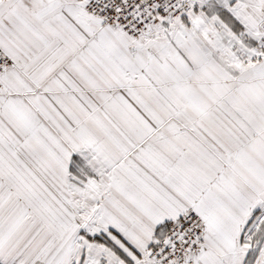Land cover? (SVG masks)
I'll return each instance as SVG.
<instances>
[{"label":"snow or ice","instance_id":"obj_1","mask_svg":"<svg viewBox=\"0 0 264 264\" xmlns=\"http://www.w3.org/2000/svg\"><path fill=\"white\" fill-rule=\"evenodd\" d=\"M0 264H264V0H0Z\"/></svg>","mask_w":264,"mask_h":264}]
</instances>
